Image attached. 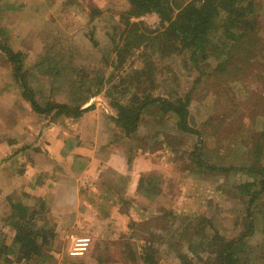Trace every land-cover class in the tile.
Masks as SVG:
<instances>
[{
	"label": "rangeland",
	"instance_id": "rangeland-1",
	"mask_svg": "<svg viewBox=\"0 0 264 264\" xmlns=\"http://www.w3.org/2000/svg\"><path fill=\"white\" fill-rule=\"evenodd\" d=\"M68 1L80 13H87L85 21L77 14L73 15L70 24L73 28H79L77 30L73 29L71 36L65 35H68L69 30L62 23L65 19L67 20V15L62 13L67 12V9H62V2L61 5L59 4L56 7L55 15L52 16L54 21L47 23V29L42 30L40 33V37H43L41 50L38 53H27L28 57L23 54L17 56L18 63L22 68H30V72L33 73L30 78L35 89L33 94L40 103L48 97H51V100L56 99L59 101H66V99L79 100L88 94L89 89L94 91L95 88L85 85L82 89L70 92L68 87L71 86V81L75 79L76 73H70L69 69L66 70V75L62 77L48 78L50 76L38 75V70L31 65L34 59L39 58L43 52L49 53L47 55L53 58L54 54L59 53V48H62L65 60L68 59V54H75L87 59L86 43L88 40L86 39L90 34V28L97 25L98 34L96 36L100 37V41L92 48L96 50L90 54L91 58L88 62L94 63L95 68L107 72L109 70L108 66H105L103 62L94 60L99 59L103 51L109 46L108 36L104 35V32L109 29L107 23L111 22L110 20L113 17L118 19L120 12L128 6L127 0ZM254 1L258 4L260 11H263L264 0ZM174 2L177 8L185 3V0H174ZM258 15L257 25H264V12H260ZM55 19H61L60 24L56 23ZM131 19L140 20L152 29L159 26V18L155 13H146L138 18ZM106 21L108 22L106 23ZM50 25L54 28L50 29ZM103 26H106V29ZM79 34L84 36L81 39L79 37V40H74L75 36ZM251 43L252 45L256 44L255 46L258 48L264 47V32L255 30L253 33L248 34L242 45L245 44L246 46L248 44L246 46L248 47ZM165 55L167 56L164 69L170 75H173L174 82L169 79L166 82L168 90L163 93V78H161L158 80L159 84L156 90L150 92V97L161 98L167 94L172 96L173 89L176 87L181 97L187 93L190 94L188 123L195 129V133L186 132L179 128L176 125L177 118L172 114H163L154 107H149L141 112L138 127L130 135H125L124 131L117 125L113 127V134L116 136L114 138L116 141L113 144L118 145L127 155L131 151L129 146L135 147V153L141 152V156L144 153H150L148 157L153 154L151 157L154 161H158L157 164H160V169L166 170L168 165L173 167V162H175L177 167L182 170L180 171L181 174H184L185 178L191 179L190 188L185 183V189L192 190L190 192L193 193L191 195L193 197L188 199L185 196L180 204L179 200L173 203L168 201L167 203L168 199L159 195V204L156 208L159 214L154 215V221H156L150 238H143L139 234L140 232L135 230V233L141 238L138 239L139 236L136 234L137 237L135 238L137 239L133 243L138 248L143 246L145 241L159 243L156 249L160 264H181L177 251L187 252L186 245L190 242L188 238L193 234L192 229H195L192 226H195L198 221L197 215L200 214L203 215L202 217L210 219L218 232L226 239L235 238L244 233L242 235L243 239L245 241L248 239V242L245 243L242 250L246 251V254H240V257H247L248 260L254 258L257 264H264V247H259V244L264 241V193H260L258 199L255 198L254 202L250 203L249 198L237 191L235 186L246 180L254 179L258 182L262 179L261 176L258 173L254 174L246 170H238L237 172L215 171L206 166H249L253 159L252 150L259 138L262 140L263 157L261 161L264 166V52L258 56L256 55V58H250L242 50L234 48L232 57L226 60L219 69L214 68L216 59L211 55L202 61L206 63L204 69L207 73L201 76L199 70L193 67L191 63L182 64L179 58L177 59L174 54H169L168 51L165 52ZM131 59L132 57H127L121 68L114 69L110 79L111 82L105 83L100 92L89 99L88 102L93 107L98 103H102L104 107L100 106L103 108L102 110L106 109L114 114L108 105V97L105 95V90L111 84L117 86L114 95L123 103L131 105L130 99L133 96L138 99L143 97L144 94L137 90L136 85L131 84L134 83V79H130L128 76L132 68H138L137 65L131 64ZM9 67L10 72L14 74V66L10 61ZM37 68L42 70L43 67L39 68L37 66ZM210 70L213 71L209 72ZM15 75L20 80L17 72H15ZM84 75L86 81H94L90 68L85 70ZM49 88L51 89L50 94L48 92ZM121 91L123 92L121 93ZM52 93L56 95L50 96ZM113 124V122L109 123L110 129H112ZM1 198L0 209L4 207L5 210L0 211V221L3 224L2 218L10 212V197L8 199ZM10 199L12 200V198ZM164 205H169L168 207L172 205L176 208L170 210L175 214L174 218L168 215ZM144 210H148V208L137 206V213L143 214ZM162 212L163 216H160ZM247 216L253 223L252 234L247 233ZM9 230V226L6 225L1 231L6 235L5 243L12 246L14 233L9 232ZM159 236L163 239V243L159 242ZM100 241L106 244L108 252H104L103 244L95 240H89V244L84 251L86 253L84 257H81L84 253L82 255L71 253L75 250V241L66 248L62 246L56 249L53 244L54 264H96L93 259L100 252L106 260L111 259L110 262H105V264H142L136 261L124 260L120 242ZM193 241L197 242L198 236H195ZM8 255L12 258L17 256L11 250ZM112 259L121 260L112 261Z\"/></svg>",
	"mask_w": 264,
	"mask_h": 264
},
{
	"label": "trees",
	"instance_id": "trees-1",
	"mask_svg": "<svg viewBox=\"0 0 264 264\" xmlns=\"http://www.w3.org/2000/svg\"><path fill=\"white\" fill-rule=\"evenodd\" d=\"M127 3V8L120 12L118 19L113 17L111 22L106 21L109 29L104 32V35L108 36L109 46L103 51L99 59L94 60L103 62L105 66H108L107 72L95 68L94 63L88 62L91 58L90 54L96 50L92 48L100 41V37L96 36L98 34L97 25L90 28V34L86 39L88 40L86 43L87 59L75 54H68V59L65 60V54L62 48H59V53L54 54L53 58L47 55L49 53L43 52L39 58L36 57L31 63L32 67L38 70V75L50 76L48 78L65 76L66 70L69 69L70 73H76L75 79H72L71 86L68 87L70 92L82 89L85 85L95 88L94 91L89 89L88 94L79 100L59 101L51 100V97H48L40 103L33 94L35 89L30 80L33 75L30 72L31 69L22 68L18 63V55L7 54L15 72L19 74L25 99L38 113L54 111L55 114L64 113L73 118L78 117L85 109L93 108L90 104L85 109H81L91 97L100 92L105 83L111 82L113 70L121 68L127 57H132L131 64L137 65L138 68H132L128 76L130 79H134V83L131 84L136 85L137 90L144 95L139 99L133 96L132 100L130 99L131 105H133L131 106L129 103L121 102L114 95V90L117 89L116 85L111 84L105 90L108 105L114 112V114L105 113L106 120L114 123L112 129L108 131L109 142L116 141V139L114 140L116 136L113 134L115 125L123 130L127 136L135 132L141 118V112L149 107H154L163 114H172L177 118L176 125L179 128L186 132L195 133V129L188 123L190 94L187 93L181 97L176 87L173 89L172 96L167 94L161 98L150 97V92L156 90L159 84L158 80L161 78H163V93L168 90L166 82L169 79L174 82L173 75L164 69L167 56L165 52L174 54L184 65L191 63L193 67L199 70L200 76L207 73L204 69L206 63L202 62L203 59L211 55L216 59L215 69L221 68L223 63L232 57L234 48L242 50L250 58H256L264 52V47L258 48L255 46L256 44L252 45V43L246 47L248 44L245 46V44L242 45V42L248 34L255 30L264 32V25H257L258 14L264 10L260 11L254 0H185V3L177 8L174 0H127ZM146 13H155L158 16L159 26L157 28L152 29L140 20L131 19ZM106 26L103 27L106 29ZM83 36L79 34L75 36L74 40H79V37L81 39ZM159 62L160 64H158ZM202 63L203 65H201ZM37 66L43 67L42 70L38 69ZM87 68H90L93 73V82L85 80L84 73ZM48 92L50 94V88ZM55 95L52 93L50 96ZM252 155V162L246 167L206 165L215 171L237 172L238 170H246L254 174L258 173L262 178L260 181L246 180L235 185L236 190L249 198L250 203L254 202L255 198L258 199L260 193H264L261 138L258 139L252 150ZM127 156L128 162H130L132 155ZM8 193L11 194L10 198H12V200L9 198L10 212L8 211L9 213L2 218L3 224L0 221V264H54L55 224L48 217L49 213L45 207V202L41 198L31 199L30 196L21 194L17 189L9 190ZM167 212L170 217L174 218L173 212ZM160 216H163V212L160 213ZM202 216L197 215L198 221L195 226H192L195 229H192L193 234L188 238L190 242L186 245L187 252L177 251L181 264H257L254 258L248 260L247 257H240V254H246V251H242L245 243L248 242V239L246 241L243 239L244 233L235 238L226 239L218 232L210 219ZM247 219V233L252 234L253 223L248 216ZM129 224L131 232L116 241L120 242L122 258L142 264H160L156 249L159 243L145 241L143 246L138 248L133 243L137 239L135 238L137 233L134 230V223L131 221ZM6 225L9 226V232L14 233L12 246L5 243L6 235L1 231ZM195 236H198L197 242L193 241ZM140 238L141 236L138 239ZM159 239V242L163 243L160 236ZM259 247H264V241L259 244ZM102 248L104 252H108L106 244H103ZM10 250L15 252L17 256L10 257L8 255ZM84 256L86 253L81 257ZM110 260L103 258L101 252L93 259L96 264H105ZM115 260L121 259H112V261ZM87 261L93 262L92 260Z\"/></svg>",
	"mask_w": 264,
	"mask_h": 264
},
{
	"label": "crops",
	"instance_id": "crops-1",
	"mask_svg": "<svg viewBox=\"0 0 264 264\" xmlns=\"http://www.w3.org/2000/svg\"><path fill=\"white\" fill-rule=\"evenodd\" d=\"M62 2V9H67L62 23L69 30L64 34L71 36L79 28L70 24L73 15L85 21L87 13H80L68 0H0V199H8L13 189L43 199L55 224L56 249L79 238L117 241L131 232V221L134 230L148 239L154 215L159 214V195L167 203L181 204L185 196L193 197L192 190L185 189L191 179L175 162L160 169L153 154L141 156L133 146L128 162L127 154L109 142L110 121L105 117L109 111L102 110V103L85 109L91 104L86 103L74 119L54 111H34L20 80L10 72L7 54L38 53L40 33L54 21ZM55 20L60 24L61 19ZM137 206L148 210L137 213ZM164 206L167 211L176 209Z\"/></svg>",
	"mask_w": 264,
	"mask_h": 264
},
{
	"label": "built area",
	"instance_id": "built-area-1",
	"mask_svg": "<svg viewBox=\"0 0 264 264\" xmlns=\"http://www.w3.org/2000/svg\"><path fill=\"white\" fill-rule=\"evenodd\" d=\"M75 250L74 252H71L74 255H82L86 249V247L89 244V239L88 238H79L76 239L75 241Z\"/></svg>",
	"mask_w": 264,
	"mask_h": 264
}]
</instances>
